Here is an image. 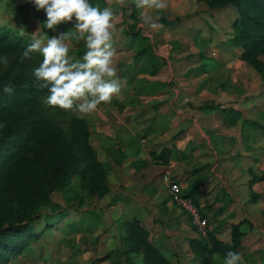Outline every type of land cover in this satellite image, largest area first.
<instances>
[{
	"label": "crops",
	"instance_id": "crops-1",
	"mask_svg": "<svg viewBox=\"0 0 264 264\" xmlns=\"http://www.w3.org/2000/svg\"><path fill=\"white\" fill-rule=\"evenodd\" d=\"M28 1L12 0V3L31 11ZM123 1L89 0L92 5L113 12L115 27L111 42L121 91L93 112L79 113L75 109L78 116L93 126L90 143L98 159L105 163L108 155L117 154L111 158L113 181L107 171L110 188L107 195L113 191L117 209L126 206L124 220H140L150 232V241L171 264H200L189 248V239L200 237L188 217L170 199L164 181V175L169 172L171 180L180 184L183 194L189 195L209 219L208 230L218 239L230 241L231 224L246 219L241 226L245 234L238 249L240 264H264V209H261L264 179L258 177L252 181V173L257 176L264 173V118L261 117L264 79L241 60V49L231 45L233 32L223 39L212 35L200 37L203 33L200 28L205 24L199 20L220 9L210 10L198 0L196 10L200 14H194L188 30L192 41H197L189 49L175 52L171 45L163 50L158 44L159 35L163 36L160 27L171 29L170 24L163 22L172 23L167 17L157 21L158 27L151 34L144 33L140 27L145 29L149 20L144 24L141 20L146 16L152 18L156 10L170 18L168 12H185L179 0H165V9L137 7L138 0H129V13L136 14L140 36L131 34L126 26L128 21L121 19L117 7ZM150 12L152 15H148ZM45 19L40 17L41 23ZM64 27L75 31L71 22L57 29ZM24 28L29 29L26 23ZM71 39L76 46L78 41ZM170 40L181 42L179 37ZM145 41L148 43L136 49L130 61L118 62L123 54ZM145 48L143 54H138ZM165 156L168 158L164 163ZM156 170L165 194L150 183L151 177L157 175ZM252 192L259 198L247 204ZM141 202H151L156 213L145 209Z\"/></svg>",
	"mask_w": 264,
	"mask_h": 264
},
{
	"label": "trees",
	"instance_id": "trees-1",
	"mask_svg": "<svg viewBox=\"0 0 264 264\" xmlns=\"http://www.w3.org/2000/svg\"><path fill=\"white\" fill-rule=\"evenodd\" d=\"M200 1L210 10H234L230 43L241 49V60L264 79V0ZM123 16L132 21L130 33L140 36L136 14L132 11ZM29 33L27 28L0 25V57L7 60L0 61V264L20 258L44 230L56 228L66 213L53 216L57 206L51 195L65 189L71 178H76L80 189L91 198L101 200L110 191L106 167L90 143L93 126L78 116L75 108L64 110L45 103L47 89L33 75L42 57L33 52L31 58H23L31 42ZM156 66L153 63V69ZM9 84L14 90L5 93L3 88ZM256 196L251 194V202ZM45 208L51 213L42 214ZM41 216L44 227L37 231L34 222ZM244 223L231 224L230 241L218 239L208 228L206 236L189 239L194 260L223 264L227 252H238ZM120 232L119 247L96 259L95 264L114 259L121 264H171L150 241V232L140 220H122Z\"/></svg>",
	"mask_w": 264,
	"mask_h": 264
},
{
	"label": "rangeland",
	"instance_id": "rangeland-1",
	"mask_svg": "<svg viewBox=\"0 0 264 264\" xmlns=\"http://www.w3.org/2000/svg\"><path fill=\"white\" fill-rule=\"evenodd\" d=\"M179 2L185 9L183 11L186 13L183 12V14L176 11L168 12L171 15L170 18L168 14L166 15L164 12H161V14L158 10H156L157 12L154 14V16H152V18L149 17V19L141 20L143 24L145 21L149 20V22L146 24L147 26H145V29L140 27L141 30H144V33L149 34L152 33L151 30H156L158 27L157 21L160 18L163 17L165 19L167 17L170 21H172V23H170V31H167L166 27H160V32H162L161 34L163 36L161 37V35H159L160 38L158 40V44L163 50L169 49L170 45L172 46L171 49H173L175 52L182 48L184 50L186 48L187 50L189 49L191 43L195 44L197 41V39L192 41L193 37L188 34V30L191 28L190 21H192L193 17H195L194 14H200H198V11L196 10V6L199 4L198 0H179ZM201 4L207 7L203 2H201ZM27 5L31 6L32 4L30 1H28ZM129 6V0H124L122 5L117 7L118 11L122 13V15H120L121 19H123L125 22L128 21L126 26L130 25L132 22L130 19H127L125 16H123V14L126 15L130 12ZM177 13L178 16L176 15ZM232 14L234 15V10L229 7L228 10H217L215 14L211 16L205 15L202 20H199V22L205 24L201 26L202 28H200V30L201 32L203 31L206 36L202 33L200 37L203 36L204 38H207L212 35L218 39H223L228 33L233 32L234 29L231 26ZM148 15H152L151 12ZM40 17H46L44 10L41 9L37 11L33 5L31 6V11H28L27 8L20 6L17 3H12V0H0V25L3 23H8L15 28L23 29L26 23L27 27L30 29L29 34L32 36L31 32L35 31L37 27L42 24ZM150 18L152 19V22H150ZM179 18H181V20H179ZM194 27L196 29L195 32H197L198 28L196 25H194ZM57 28L55 30L45 29V31L49 35L54 32L55 34H58L60 32L68 31L65 29V27L63 30ZM157 35L158 34H156V36ZM178 37L181 40L180 43H175L170 40L173 38L178 39ZM198 42H200V40H198ZM69 43L71 55L79 57L82 54L81 52L85 51L84 42H75L77 43L75 46L73 44V40L71 37H69ZM147 43L148 42L146 41L138 43L135 50L123 54L121 56L123 59L120 58L118 62L122 61L123 63L130 61L129 57L133 56V53H135L136 49H140ZM226 45L223 46V49L226 48ZM116 156L117 154L115 153H113V155H108L104 163L108 174H110L111 181L114 179L113 161H111V158ZM254 175L255 173H252L254 178H252V181L257 180L258 177L264 179V173L263 175L260 174L261 176ZM150 183H154L156 188L161 191V194H165V188L158 173L157 175L151 177ZM263 189L264 186L261 187V190L263 191L262 199H264ZM252 193L257 195L256 197L259 198L258 194L254 192ZM112 194L113 191L109 195L103 197L101 200L91 198L80 189L77 179L74 177L71 178L68 186L65 189L56 191L51 195L52 203L57 206L53 216H58L62 212L66 213L65 216L61 218L62 220L59 221L55 229L44 230L41 237L30 245L28 251L24 252L20 258L10 261L9 264H95L94 261L96 259L103 257L112 250H116L119 247V237L121 234L120 222L122 219H125L123 216L126 215L124 213L126 206L123 205L121 210L117 209V207H114L115 200ZM161 198H163V196ZM251 203L252 202L249 199L247 204ZM262 203H264L263 200L261 201V204ZM141 204L144 205L143 207L145 209H149L151 213H156L154 209L155 206L151 202H141ZM245 204L242 205L245 206ZM135 205H138V203H135ZM178 208L182 211L180 207ZM121 212H123V214H120ZM41 213L44 214L51 212L48 208H45ZM182 213L185 215L183 211ZM34 225L37 231L43 230V216L37 219L34 222ZM97 264H121V260H107Z\"/></svg>",
	"mask_w": 264,
	"mask_h": 264
},
{
	"label": "clouds",
	"instance_id": "clouds-1",
	"mask_svg": "<svg viewBox=\"0 0 264 264\" xmlns=\"http://www.w3.org/2000/svg\"><path fill=\"white\" fill-rule=\"evenodd\" d=\"M37 11L44 10L46 19L32 33L31 42L23 52V58H31L38 52L42 59L33 70L36 79L42 82L48 95L45 103L64 110L76 109L90 113L102 102H111L113 95L120 93L121 84L116 78L112 37L113 12L101 9L89 0H30ZM165 9V0H138L137 7ZM149 19V17H145ZM73 24L74 32H60L49 35L45 29L55 30L57 26ZM42 26V27H41ZM69 37L83 41L82 56L70 54ZM0 61L7 60L0 57ZM12 85L3 88L5 93L13 92ZM241 254L229 251L223 264H240Z\"/></svg>",
	"mask_w": 264,
	"mask_h": 264
},
{
	"label": "built area",
	"instance_id": "built-area-1",
	"mask_svg": "<svg viewBox=\"0 0 264 264\" xmlns=\"http://www.w3.org/2000/svg\"><path fill=\"white\" fill-rule=\"evenodd\" d=\"M164 181L168 184L171 201L182 209L199 237L206 236L208 222L203 217L200 207L191 198L186 197L182 193L180 184L171 180L169 172L164 175Z\"/></svg>",
	"mask_w": 264,
	"mask_h": 264
}]
</instances>
